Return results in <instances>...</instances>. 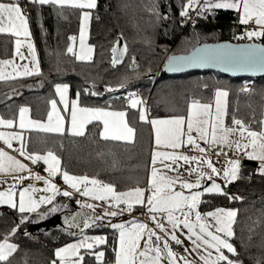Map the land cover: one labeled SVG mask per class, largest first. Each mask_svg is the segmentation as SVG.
Here are the masks:
<instances>
[{
  "label": "trees",
  "instance_id": "16d2710c",
  "mask_svg": "<svg viewBox=\"0 0 264 264\" xmlns=\"http://www.w3.org/2000/svg\"><path fill=\"white\" fill-rule=\"evenodd\" d=\"M187 2L96 0V7L89 10L88 42L93 47L89 61L78 60L74 53L82 9L28 3L27 19L40 73L0 82V116L14 120L20 107L26 106L32 118L42 120L47 115L49 101L55 97V85L66 84L69 98H76L82 107L125 111L127 123L134 129V140L102 139L100 123L91 122L80 136L28 132L25 150L30 154L51 152L59 158L62 170L95 178L113 185L115 191H124L146 184L150 128L139 120L138 110L146 99L148 116L160 118L182 115L190 102L211 101L214 92L222 89L228 93V118L236 117L250 130L259 129L264 78L253 79L250 90L242 96L238 91L243 78L208 71L185 75L164 72L170 56L185 55L204 43L232 41L243 28L237 12L212 9L198 15L200 7L195 11V21L181 22L180 11ZM118 44L122 45L123 56L113 63V50ZM11 47L12 40L0 35L1 58L11 55ZM133 98L141 101L137 108L130 105ZM255 166L251 161L242 162L237 179L227 185V195H205L200 203L202 212L213 208L236 210L230 238L236 254H226L240 264H264V176L256 173ZM229 196L241 199H229ZM74 200V196L57 197L52 204L67 207H59L47 216L56 214L64 218L77 214L80 230L75 234L67 229L70 227L64 219L60 225L44 226L41 224L45 220L33 221L34 213L21 223V213L17 210L0 208V241L7 238L17 245L8 261L0 264H52L58 247L83 234H103L106 241L100 247L83 250L81 264H114L118 230L111 224L116 223V217L89 220V227L84 228L85 218L99 215L79 211ZM13 227L17 228L15 233L11 232ZM98 251L104 253L101 261L95 257Z\"/></svg>",
  "mask_w": 264,
  "mask_h": 264
},
{
  "label": "snow or ice",
  "instance_id": "6c2138e0",
  "mask_svg": "<svg viewBox=\"0 0 264 264\" xmlns=\"http://www.w3.org/2000/svg\"><path fill=\"white\" fill-rule=\"evenodd\" d=\"M29 3L46 5L53 4L57 6L68 5L74 8L91 9L96 7V0H29ZM195 0H188L180 11V16L185 17L190 7H196ZM200 12L198 15H203L205 10L211 11L212 9H225L236 10L238 12L239 23L247 25L253 22L257 27L253 29H245V35L248 39L253 37L260 38L264 36V0H205V2L199 6ZM89 17L88 12H82L80 22L81 32V45L84 44L85 30L87 26V20ZM0 33L11 34L17 37L16 54L20 55V59L23 60V54L19 53V48L22 45V41L19 37L23 36L28 38L30 36L28 28V19L23 13L19 0H0ZM71 39V38H70ZM27 46L31 57L32 65L24 64L22 70L20 68H13V72L16 76H31L34 73L39 74L40 68L36 58V52L33 44L30 40H27ZM218 50H209L207 46L204 48H198L187 57H172L168 58V63L165 67L174 69L176 65L182 63H206L215 62L216 64L226 65L225 70H260L264 71V46L257 45L255 43L236 46L232 45H219ZM68 51L71 52L72 48L69 46ZM91 52V49H88ZM88 58L87 56L81 57L77 55V59ZM116 61L114 60L113 63ZM9 60L0 61V65H11ZM12 73L5 76L4 72L0 70V79L10 78ZM123 86V85H121ZM56 94L60 98V103L68 106L67 91L68 85L56 84ZM111 90V89H108ZM246 90V89H245ZM87 91V89H85ZM79 95V93L77 94ZM97 95V93H93ZM227 96V92L221 89H217L215 92V112L211 110V105L208 103H200L194 100L188 104L187 117L183 115L172 116L168 118L152 119L151 125L155 137V144L157 148H170L173 150L180 149L183 145H191L193 149L198 150L201 154H204L207 150L201 147L197 142L203 140L208 145L226 144L228 142V135L233 131H239L241 136L244 135L246 129L242 121L233 119L234 125H239V129H233L231 127L224 126V104L223 98ZM51 110L48 112L47 123H41L37 120L27 119L26 114L29 109L26 107H20L19 109V125L20 129L36 128L46 132L63 133L65 130L69 133L82 135L84 126L90 120H100L104 124V130L100 133L101 137H111L114 140L131 141L134 135V129L130 127L125 120V113L122 111H107L102 108H85L79 107L77 100L71 101L70 121L68 117L63 116L57 109V102L55 100L49 101ZM140 100L133 98L130 100L132 108H137L140 104ZM139 119L146 121V111L143 107L139 109ZM187 122V129L185 131L184 124ZM67 122V128L65 124ZM13 120L0 119V125L12 127ZM209 127L211 128V139H209ZM217 129H219V134ZM195 131L196 136L192 133ZM247 136L250 138L249 143L241 144L236 142V148L248 149L245 155L253 160H259L260 166L257 171L264 175V131L259 133L255 131H247ZM16 139L21 141V147L18 149L19 154L27 159H30L33 163L38 160H43L48 167L45 171L48 173V177H54L60 171L59 160L57 157L48 152L44 156L36 154L29 155L25 149L20 133H3L0 132V140L11 147V140ZM219 154V153H218ZM184 161L185 163L195 161L206 165L210 169L209 174H205L198 168H190L189 174L196 173V181L187 182L180 181L178 177L166 176L159 172L156 167H153L151 173L148 176L147 188L136 187L124 192H117L114 190V186L111 184H102L101 181L95 178H89L87 176H73L69 175L67 171L62 173V178L65 184L74 191L80 193V195L91 197L95 200H101L106 203H110L113 208L112 211H107L103 215L93 216L85 218L84 228L89 227V220L96 221L101 220L104 216L114 217L118 215L116 210L118 205H125L126 207L119 209L120 212L133 210V205L146 206L148 212L151 214V219L155 222L156 227L161 231H165V226L160 223L156 217V213H164L167 223L171 225L173 231L171 233L165 232V234L177 244L181 241L177 239L175 230L180 224L188 230V239L193 245V250L197 248H204L207 255H200V259L203 264H240V262L230 259L223 250H227V253L233 255L236 254V249L233 244L229 242L227 238L233 236L231 228L233 218L236 216L235 210L217 208L215 211H210L204 214V216L211 217L214 221L209 223L202 218L199 211H196V206L200 203V197L204 193H220L225 194L221 185L217 184L215 180L212 181L210 186L203 187V190L192 191L190 194L185 195L183 191H173L175 185L179 182L181 189H200L201 178L212 179L213 176L219 175V170L215 168L209 159L205 156H187L176 151H160L154 149L152 151L151 162L155 166L158 162L164 164V161H171L176 163L179 167L178 161ZM231 167H225L223 169L222 179L227 184L228 182L237 179L238 174V160H232L229 162ZM168 170L175 171L172 164L164 165ZM27 171L26 165L19 160L14 159L11 156L6 155L0 150V173L7 172H23ZM34 180H43L45 184L44 192H51L56 194L59 192L56 185L51 183L50 179L41 177L38 174H31ZM24 176H18L15 178V182L19 183L25 179ZM92 187H88V185ZM81 185H84L81 191ZM31 192H36L38 189L29 186ZM29 188H21L19 190V207L18 211L21 213V223L29 219L28 215L24 213L36 212L41 218L46 217L50 213H55L59 210V205L52 204L54 195L41 196L39 200L32 197ZM65 197L72 195L69 191L62 193ZM14 188L9 187L6 191H0V204H7L12 208H16L17 205L13 199ZM229 199H241V197L229 196ZM145 200L147 205H145ZM51 204V207L46 212L37 211L41 205ZM77 204H81L77 200ZM83 207L93 208L92 204L81 205ZM67 207V205H64ZM183 215L181 221L176 215L177 212ZM195 213V221L189 219L191 213ZM77 214H73L71 224L69 226L79 225L76 223ZM65 223L68 224L69 220L66 217ZM113 229L119 231L118 245L114 248L115 264H162V257L165 256L168 264H176L175 254L169 248L168 242L165 240L163 246H160L161 237L152 229L146 227L145 224L132 222L131 228H126L123 223L111 224ZM199 231H196V229ZM214 228V231L211 230ZM16 227H13L11 232L15 233ZM147 233L148 239L144 240L143 247H139L142 236ZM223 234L220 235V234ZM11 234V233H10ZM27 235V233H25ZM155 236V244L152 242V237ZM195 237V239H193ZM91 240L95 244H104L105 238L103 236L87 237L77 243L68 244L65 247L57 248L55 251L56 257L59 258L60 264H80L78 258L74 261L68 262L67 256H78V250L80 248L91 249L93 243H89ZM17 249V245L9 243L7 238L4 241H0V262L8 261L9 256ZM187 251V249H185ZM214 253V254H213ZM103 252L95 253L97 261H101ZM183 259V258H181ZM55 264V261H53ZM185 264L190 262L185 261Z\"/></svg>",
  "mask_w": 264,
  "mask_h": 264
},
{
  "label": "crops",
  "instance_id": "0c3cea01",
  "mask_svg": "<svg viewBox=\"0 0 264 264\" xmlns=\"http://www.w3.org/2000/svg\"><path fill=\"white\" fill-rule=\"evenodd\" d=\"M20 2V6L22 8L23 13L26 15L27 17V4L29 3V0H19ZM205 2V0H195L196 3V7H190L188 10L189 12L192 10H196L197 8H199L200 5H202ZM64 6H68V5H64ZM93 9V8H91ZM192 9V10H191ZM88 8L82 9V12H88L89 13ZM217 10H225V9H217ZM228 11H233V12H237L236 10H231L229 9ZM238 13V12H237ZM89 20H90V13H89V17L87 20V26H86V30H85V38H84V47H80V42L79 41V32H78V37L74 46V53L75 56L77 58V55H80L81 57L87 56L88 58H81L78 60L81 61H89L92 56H93V47L89 44L88 42V36H89ZM80 22H81V18H80ZM253 23V22H250ZM241 24V23H240ZM243 26H245L244 24H241ZM28 28H29V33L30 36L28 38H25L23 36L19 37V39L23 42L21 47L19 48V53L23 54L24 59L21 60L20 59V55L16 54V44L15 41L17 39V37L12 36L11 34H6V33H0L1 36H6L9 37L12 40V47H11V55L7 58H1L0 57V61H4V60H9L12 62L11 65H0V70H2L5 74V76H8L9 73H12L10 78L7 79H0V82H8V81H16V80H20V79H24V78H28L34 75H37L36 73H34L31 76H16L15 73L13 72V68H20L22 70L23 65L24 64H28L29 67H31L32 65V61H31V57L29 54V50H28V46H27V40H30L31 43L34 46L35 52H36V58H37V62L39 64V59H38V54H37V50H36V45L34 43V40L32 38V33L30 30V26L28 24ZM79 30H80V26H79ZM88 49H91V52H88ZM40 68V65H39ZM63 85V84H62ZM222 90V89H221ZM225 91V90H223ZM54 92H55V97L52 100H55L57 102V109L60 112L61 115L68 117H70V112H71V101L73 99L69 98V88L67 91V99H68V106L67 108H65V105L60 103V98L59 96L56 94V90L54 87ZM216 92V91H215ZM215 92L213 94V98L211 101H199L200 103H208L211 105V110L213 112H215ZM51 101V100H50ZM78 102V101H77ZM223 104H224V126L225 127H231L233 129H239V125H234L232 123L233 119H237L236 117H232V118H228V93L227 96L223 98ZM80 106V105H79ZM26 107V106H23ZM82 107V106H81ZM143 107V106H141ZM28 108V107H26ZM88 108V107H86ZM29 109V108H28ZM146 111V121H142V122H146L149 125L150 128V152H149V162H148V170H147V177H146V184L144 185V187L142 188H147V180H148V176L151 173V170L153 167H156L158 169L159 172L163 173L166 176H172V177H178L180 181H187V182H195L196 181V173H192L189 174V169L190 168H198L200 171L204 172L205 174H209L210 173V169L207 168L206 165H203L201 163L195 162V161H191L188 163H185L184 161H178L177 163L179 164V167H177L176 163H172L171 161H164V164L161 163H157L155 166L152 164L151 162V156H152V151L154 149L156 150H160V151H168V152H173L176 151L178 153H182L183 155H187V156H205L207 157V159H209V161L211 162V164L217 168L219 170V175L218 176H213L212 179H207V178H201V187L200 189H181L180 187V183L178 182L173 191H183L185 195L190 194L192 191H196V190H203V187L205 186H210L212 181L215 180V182L219 185L222 186L223 191L226 192L227 190V185L225 181L222 179L223 176V169L225 167L230 168L231 164L229 163L232 160H238L239 161V165H238V170H239V166L242 162L244 161H251L255 163V170L256 173L258 175H261L257 169L260 166V161L259 160H253L248 158L245 155L246 151H251V148L248 149H244V148H240L239 150H237L236 148V142H240L241 144H246L249 143L250 138L247 136V131L250 130L248 128L245 127L246 131L244 133L243 136H241L240 132L237 131H233L232 133H230L228 135V142L226 144H215V145H208L206 144L203 140H199L198 139V143L201 147H204L207 151L204 154H201L198 150L193 149V147L191 145H183L180 149H170V148H157L156 144H155V137H154V133L152 130V125H151V120L152 119H160V118H168V117H172V116H177V115H172V116H167V117H160V118H150L148 116V112H147V107L144 108ZM187 109H188V105L185 108V113L182 114L183 116L187 117ZM51 110V105L49 103L48 105V112ZM107 111H121V110H110V109H105ZM48 112L47 115L44 119L39 120V119H34L31 117L30 115V110L28 111V113L26 114L27 119L30 120H37L40 121L41 123H47L48 121ZM125 113V111H122ZM180 115V114H178ZM0 119H4L0 116ZM7 120V119H4ZM125 120L127 122L126 119V113H125ZM140 120V119H139ZM238 120V119H237ZM141 121V120H140ZM13 126L12 127H7V126H3L0 125V132H3L5 134L7 133H20L22 136V140H23V144L25 141V137L26 134L28 132H44V133H52V134H62V133H53V132H46V131H42L40 129H36V128H28V129H20L18 127L19 125V111L17 113L16 118L13 120ZM91 122H98L100 123L101 126V130L100 133L104 130V124L102 121L100 120H92L90 122H88L87 124H85L84 126V130L83 133L85 132V128L86 126L91 123ZM128 124V123H127ZM67 122L65 124V128H67ZM184 128L185 131L187 129V122L185 121L184 124ZM218 134H219V129H217ZM250 131H255L257 133L264 131V102H263V106H262V119H261V126L259 129L257 130H250ZM63 133H68L70 135H74V136H80V135H76V134H72L67 132L66 130ZM193 136H196L195 131L192 133ZM101 136V135H100ZM102 139H106V140H114L111 137H101ZM209 139H211V128L209 127ZM134 140V135H133V139L131 141H125V140H114V141H121V142H132ZM21 147V141L20 140H16V139H12L11 140V147H8L3 140H0V150H2L4 153H6V155L13 157L16 160H19L21 163H23L24 165H26L27 171H23V172H7V173H0V191H6L9 189V187H13L14 188V196L13 199L17 205L16 208H12L11 206L7 205V204H0V208H9V209H13V210H17L18 211V207H19V190L21 188H29V186L31 185L33 188L38 189V191L36 192H31V189L29 188V191L31 192V195L34 199L39 200V198L41 196H48V195H54V200L59 197V196H63L62 193L64 191H69L72 193L71 196L75 197V204L76 207L79 211H89L92 213H96L98 215H103V213L105 212V210L107 211H112L113 208L111 207L110 203H106L104 201L101 200H95L91 197H86L83 195H80V193L74 191L73 189L69 188V186L67 184H65V182L63 181L62 178V173L64 172V170H62L61 165H60V160L57 157V159L59 160V169L60 171L56 174V176L54 177H48V173L45 171V169L48 167V165H46L44 163L43 160H38L36 163H33L30 159L25 158L24 156H21L19 154L18 149H20ZM24 149H25V145H24ZM26 151V150H25ZM27 152V151H26ZM28 153V152H27ZM48 152L46 153H33L39 156H44L46 155ZM219 153V154H218ZM29 155H32L30 153H28ZM165 164H172V167L175 168V171H170L168 170L164 165ZM31 174H38L41 177H45L50 179L51 183L55 184L57 189H59V192L56 194H53L51 192H44L43 189L45 188V184L43 180H34L32 178ZM69 175H73L70 174ZM18 176H24L26 177L25 179L21 180L19 183L15 182V178ZM76 176V175H73ZM264 176V175H262ZM103 184V183H102ZM88 187H92V185H88ZM84 185H81V191L83 190ZM130 190V189H128ZM128 190H124V191H128ZM124 191H117V192H124ZM220 193H204L201 197H200V203H201V199L203 196L205 195H217ZM70 196V197H71ZM53 200V201H54ZM77 200H79L81 202V204H77ZM200 203L197 204L196 206V211H199L202 215V218L209 222V223H213L214 221L212 220L211 217H207L204 216L205 213L210 212V211H215V209L217 208H213V209H209L206 210L204 212H202L200 210ZM86 204H92L94 207L93 208H88V207H83L81 205H86ZM49 205V204H48ZM145 205H147V201L145 200ZM46 205H41L40 209L42 207H44ZM126 207L125 205L121 204L118 205L116 210L118 211V215L114 216L116 217L115 222L116 224H120L123 223L125 225L126 228H131L132 226V222H136V223H142L145 224L147 228L152 229L153 231H155L160 237H161V241H160V246H163L164 241L166 240L169 244V242H173L176 243L175 241H172L166 234L165 232L171 233L173 231V229L171 228V225H169L167 223V220L165 219V215L164 213H156V217L157 219L160 221L161 224H163L165 226V231H161L159 228L156 227L155 222L151 219V214L148 212L147 207L146 206H142V205H133V210L131 212L128 211H124V212H120L119 209ZM40 209H38L37 211H39ZM223 209H228V208H223ZM229 210H234V209H229ZM236 211V210H235ZM19 212V211H18ZM36 212H33L31 214H34ZM29 213H24L23 215H31ZM176 215L178 216V218L182 221L183 220V215L178 211L176 213ZM57 215L56 214H52L48 216V219L51 222H54V218H56ZM107 218H110L109 216H104ZM112 218V217H111ZM190 220L195 221L196 217H195V213H191ZM236 216L233 218V222L231 225V228H233V224L235 222ZM214 231V228L211 229ZM196 231H199V229L197 228ZM175 235L177 237V239H179L181 241V245L187 249L186 251V257H183V259L175 256L176 258V264H185V261L190 262V264H203V261L200 259V255H207V253L204 251V248H197L195 251L193 250V245L191 243V241L188 239V230L185 229L183 227L182 224L179 225V227L175 230ZM220 235L223 236V234L221 233ZM85 236L87 237H94V236H103L105 238V236L103 234H83L81 235L78 239L71 241L65 245H62L58 248H62L65 247L68 244H73V243H77L78 241L82 240ZM231 238V237H230ZM230 238H227L230 242ZM118 239H119V231L117 233V239H116V244L115 247L118 245ZM148 239L147 233H145L140 241L139 247H143V242L144 240ZM193 239H195V237H193ZM106 241V239H105ZM89 243H93V241L89 240ZM152 242L153 244H155V236L152 237ZM103 244H95L93 243V247L91 249H86V248H80L78 250V256H67L66 260L68 262L74 261L78 258H82L81 252L83 250H92L94 248L100 247ZM56 251V250H55ZM55 251H54V257H55V264H60V260L58 257H56L55 255ZM225 252V254L227 253V250H223ZM98 252H102V251H98ZM214 254V253H213ZM227 255V254H226ZM102 259V258H101ZM82 259H80V264H81ZM53 264V263H52ZM114 264H115V256H114ZM162 264H168L167 258H166V252H165V256L162 257Z\"/></svg>",
  "mask_w": 264,
  "mask_h": 264
},
{
  "label": "water",
  "instance_id": "95a60500",
  "mask_svg": "<svg viewBox=\"0 0 264 264\" xmlns=\"http://www.w3.org/2000/svg\"><path fill=\"white\" fill-rule=\"evenodd\" d=\"M248 44H253V43H248V42H232V41H220V42H215V43H204L201 45H198L194 47L189 53L185 55H172V57H187L190 56L194 50L198 48H204L207 46L209 50H218L217 46L219 45H232L233 47L236 46H242V45H248ZM260 46H264L262 43H255ZM116 49L117 47L113 50V60L118 61L121 60L123 56V48L120 51V54L118 57L116 56ZM166 63H168V59L166 60L164 64V72L168 75H185L191 72H214V73H219L224 76H228L231 78H243V79H258V78H264V71L260 70H225L226 65L223 64H216L215 62H206L203 64L200 63H182L179 65H176L174 69H170L168 67H165ZM60 218V215H57V219ZM52 222L48 219L47 216V221L43 224L48 225L51 224Z\"/></svg>",
  "mask_w": 264,
  "mask_h": 264
},
{
  "label": "built area",
  "instance_id": "2783aa9c",
  "mask_svg": "<svg viewBox=\"0 0 264 264\" xmlns=\"http://www.w3.org/2000/svg\"><path fill=\"white\" fill-rule=\"evenodd\" d=\"M194 14L195 10L190 11L185 17H182L181 22L190 23L194 21ZM257 26L254 23H249L245 26H243L241 32L232 39V42H248V43H262L264 45V36L260 38L253 37L252 39H248L247 36L244 34L245 29H253ZM252 80L253 79H244L242 82V85L238 91V93L242 96H245L246 93L250 90L252 86ZM246 89V90H245ZM139 94V92H137ZM147 106V103L144 102ZM169 248L171 251L175 254V256L179 258L186 257V251L185 248L181 244L169 242Z\"/></svg>",
  "mask_w": 264,
  "mask_h": 264
},
{
  "label": "rangeland",
  "instance_id": "374dc122",
  "mask_svg": "<svg viewBox=\"0 0 264 264\" xmlns=\"http://www.w3.org/2000/svg\"><path fill=\"white\" fill-rule=\"evenodd\" d=\"M192 10V9H191ZM196 11V10H195ZM181 19L182 18H180V21H181ZM194 21H195V14H194ZM79 41H81V32H80V30H79ZM80 44V47H81V49H82V47H84L85 45L83 44V46L81 45V42L79 43ZM117 49H116V56L118 57V55L120 54V51H121V49H122V45H120V44H118L117 46ZM75 100H77L76 98H74ZM141 102V101H140ZM144 102H146L147 103V99H146V101H144ZM144 102H142V105H143V108H145V107H147L146 105H145V103ZM78 103V102H77ZM78 106H79V103H78ZM79 107H81V106H79ZM86 108V107H85ZM69 121H70V117H69ZM90 121H92V120H90ZM89 121V122H90ZM57 205H59L60 207H64V205L63 204H61V203H59V204H57ZM49 207H51V204L48 206V207H46V208H43V209H40L39 210V212H46L47 211V209L49 208ZM72 215H73V213H72ZM35 216V217H34ZM33 216V221H44L43 223H45L46 221H47V217H44V218H41L40 216H38L37 215V213L35 214ZM68 218V220H69V223L67 224V226L68 227H70V228H67V229H70L69 231L71 232V233H73V234H75V233H77V232H79V230H80V228L79 227H76V226H69L71 223H70V220H71V215H69V216H65L64 218H59V219H57V217L56 218H54V222H52L51 224H49V225H60V222H62V220L64 219L65 220V218ZM43 223L41 224V225H43ZM13 236V235H12ZM9 243H11L9 240H7ZM13 254V253H12ZM11 254V255H12ZM10 257V256H9Z\"/></svg>",
  "mask_w": 264,
  "mask_h": 264
}]
</instances>
